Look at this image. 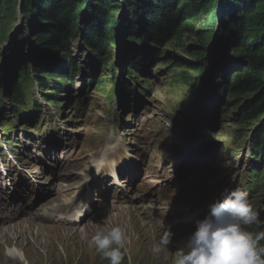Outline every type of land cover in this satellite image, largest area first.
Segmentation results:
<instances>
[{"label": "rangeland", "instance_id": "1", "mask_svg": "<svg viewBox=\"0 0 264 264\" xmlns=\"http://www.w3.org/2000/svg\"><path fill=\"white\" fill-rule=\"evenodd\" d=\"M23 1L25 4V0ZM119 1L120 0H116V3ZM215 1L216 5L213 6L214 13H212L211 16H209L208 13L204 14L198 18L199 20L193 23V25L190 27L191 30H185L182 36H180L175 41H169L160 50L154 49L150 45L144 46L141 42L144 39L141 37L143 35H138L134 38L129 36L127 30H133L134 27L137 29L141 28V26L144 27V24H147V21H130V23L125 21L123 19L124 16L122 12L126 11V9L122 7V2H119L121 6L120 9L113 10L111 12L107 11V13L110 12L112 16V25L114 23L111 32H109V30L106 31L107 38L110 36L109 39H116L114 40L113 44L110 45L111 51H108L106 47H100V44H96L93 47L104 49L109 53L110 58L108 61L110 62H108V64H111L113 67L116 65L117 68V88L120 87V79L124 78L130 84L132 91H134L129 96V98L125 99L124 105L127 107L126 111H123L120 107H118L117 101L111 102V111L108 110L109 101L105 99L103 95L91 90L89 91L81 85V83H84L85 80L90 79L89 73H93L96 69H105V78L109 77V69L105 68L103 65H96V56L94 54L96 51H94V48L93 53L89 51V53L84 55V51L88 46H86V44L81 41V39H76L73 40L72 43H69V46L66 47V50L63 52L62 56H68L72 61H75L79 64L77 76L73 86V95L83 99L87 92L92 93V107L91 115L87 119L88 123H85L83 120H81V122L77 124L78 127H84L79 132L76 129H65L62 126V123L57 121L58 125L60 126V130L55 131L57 132V135L59 134V136H61L62 141H80L86 134L85 139L91 138L97 144L100 142L104 143L107 139V133L99 126V124L105 122L110 123L113 120V115L120 114L121 120L126 123V126L122 129L124 131L123 133L121 131L115 132V135L121 139L120 153L122 154V151L127 152L129 154L128 160L130 161L133 159V156L130 155V153H132V146H138L147 151L146 153L149 155V159L151 157L159 158V164L155 167H150L156 183H159L161 179L166 177L174 178L173 174L177 171L178 167L177 165L167 167L170 163L163 160L166 151L164 149L165 144L176 146L175 152L178 153L177 164L182 163L184 166H187L188 169L192 164H202V169L200 167L196 168L199 171L206 170V168L210 170L212 165L215 166L212 167L211 175L204 180L209 183L207 185L208 188H212V185L216 184L219 186L218 192L214 195L213 204L217 202L216 198L221 196L224 191L228 190L230 192L233 190V188H236L234 187V184L237 181L244 183V181L247 179V174L244 172L248 164L250 167L254 166L255 168L264 167V161L261 162L258 160L255 162V159H251V154L246 146L245 151H243L244 154L241 157L240 151H238L236 155L224 154V147L230 144L233 133L238 128L236 123L239 119V116H236L237 112H234L236 110L233 111V109L235 107L238 109L240 105V101L233 102L231 99L229 100L228 97H226V87L230 84L234 75L237 74L239 70H241V65H237L241 62L237 59V57H234L232 54H230L229 49L227 48L229 42H226V40L231 37V31L230 33L225 32L227 35L224 38L223 35L218 36L221 24L220 19L222 18L221 4L223 0ZM88 3L89 2L87 1L84 6L88 5ZM146 3L149 4V0H146ZM17 4L18 14L16 15V7H14L13 3L11 8L14 7L15 9H10L11 13L8 11V8H6V11L5 8L0 11V34L3 35V37L0 36V92L6 90V86L8 85V82L5 80L6 78L4 76L5 72L10 75L12 70L20 69L21 73L25 71V69H23L25 59L23 62L17 61L21 58H24L21 55L24 48H28L26 51V58L28 61H30V65H28L29 67L31 66L34 59L38 58V62L40 58L39 50L35 46V36L38 35L37 32H41L44 29L37 30L35 32V30L37 28L40 29L39 27L41 26L36 25L37 21H35L33 18V9L30 8V6H26L29 11H24L22 0H18ZM206 8L208 9V7ZM201 10H204V8ZM247 12V16H249L253 11L248 10ZM240 18L241 14L238 15L237 19ZM252 19L255 21V24H260L262 22V20H257L258 18H255V16H253ZM106 21H108L107 18ZM182 21L183 20L180 21V24L178 25L179 27H181ZM45 28H49V26ZM256 28L257 27H255V25L253 27H246L243 36L245 35V37H247V34H250L248 36H254L253 34H256L258 41L255 45H258L259 43L261 44L263 38L261 35L258 36L257 32L253 33V31H251H255ZM123 30L126 36V41H124L122 46L118 36ZM82 31L83 30H81L80 33H82ZM200 32H203V36H206V40H208L207 45L204 48L200 47L201 45H199V41L196 39V36L200 35ZM241 33H243V31ZM222 39H224V47L227 49V51L218 50L217 53L221 56V61L219 59L220 63L225 62V60L227 61V66L225 68L227 69V72H229L230 77L226 83L224 79L221 80V75L219 78L216 77L215 79L213 76L214 74H211V72H215L217 70V68L213 65L214 62L212 59H209L207 63L208 68L203 71V65L200 63L202 59H198V54L194 55V53L199 52L201 57H208V55L210 57L211 54L207 50L210 48L213 49L216 47V45H219L220 42H222ZM106 43L107 40L103 44ZM115 45H117V48L113 49ZM263 47V44L262 47L259 46L258 51L262 53L261 48ZM90 50H92V48H90ZM112 52L116 55L112 54ZM132 52H140L141 55H131L130 53ZM156 53L160 54L161 59H158L153 55ZM138 56H141L142 58ZM63 60L64 59L60 57L61 62H56L58 64L55 63V67H60L61 72L63 71V73H66L64 71L65 67L62 65L64 62ZM87 61H89L91 65H87ZM142 61L149 66V69L144 68L143 72H138L137 76L139 79L138 82H135L137 79L135 77L130 78L128 75V72H130L129 67L131 65L133 69H136L138 66H140ZM164 63L171 64L164 65ZM176 65L184 66L185 68H181ZM233 67H235V70ZM56 68L52 71H56ZM230 68L234 70L235 74L233 76H231L232 74L229 71ZM178 72L184 73L183 75H186V80L192 84H195V82L199 80V83L202 84L201 88L194 91L192 90L193 86L187 87L183 83H173L174 74L176 75ZM220 73H222V71ZM146 80L151 81L152 90L144 92L143 88ZM201 80L202 83L200 82ZM211 84H213V88L219 89L222 92L221 94H223L221 98H223L224 102H221L220 106L216 104L220 101L219 94L217 95L216 91L214 92L211 90L210 93H214H212L210 96H207L206 94L208 89L205 91V86L211 87ZM96 87H98V85H96ZM109 90L110 85H107L105 92H108ZM192 91V98H194L196 101L195 103L193 102L196 106L195 115L194 111L189 112L188 110L190 105H192L189 100L192 96ZM45 97L48 98L46 95ZM201 97L202 100L200 99ZM37 98H41L39 93H37ZM211 98H215L216 100V102L211 101V105L215 110H212V112L206 114L207 107L205 106L208 104L207 100ZM56 99L59 100L60 98L58 97ZM63 99H65V97L62 95L61 100ZM202 101L203 105H201ZM229 101H231L230 106H228ZM226 102L228 104L225 105ZM45 107L51 109L52 111L55 110L49 106ZM2 108H8L7 102H2L1 109ZM69 109L66 111V114L69 112ZM185 109V113H190L191 120L183 116ZM214 112L215 115L211 116L213 121L206 124L202 118L204 119L205 116H208ZM233 112L234 114L232 115ZM130 114H132L133 117L128 120V115ZM224 115H227L229 118L224 119ZM66 116H70V114ZM176 120L180 124H178ZM75 122H79V120L73 121V124H75ZM260 123L254 122L248 128L244 126L242 128L243 132L241 134H245L248 136V138H250L251 132L261 126ZM106 130L108 129L106 128ZM192 133L195 134V141L202 142V140L207 139V135H209L212 137L213 142L211 145L207 142L204 143L199 149L200 153L194 152L195 154H193L194 140ZM243 140L244 139H242V141L240 140V143L242 142L241 145H245ZM22 142L23 144L20 145L21 147H26V149L33 148V143L29 142L27 139H23ZM246 142L248 141L246 140ZM215 144H217V146H214ZM205 146L210 147L205 148ZM150 147H153L154 150L150 151ZM22 150L23 149H21V151ZM24 154L25 151L23 150L22 155L18 157L19 159L17 162H10L8 164L5 163V167H2V164L0 163V188H2V186L16 184L20 185L26 181H30L38 189V193L37 196H32L31 200L29 201L27 212H31L33 207H35V210L38 212H45L55 206H61L62 208H60V211L65 212L67 209L64 208V205L67 203H62H64L67 199H75L78 197V188L81 184L87 180H91V183L93 184L100 183L97 179L98 177H101V174L96 176L91 172H84L83 170L86 168L82 166L85 163L94 164L93 162L95 161L97 154L90 158L88 157L82 159L79 158L82 153L76 151L77 155L72 158L73 160L67 163L66 166L63 165L60 168H54L55 171L52 175L42 172L35 164L30 162L24 163V160L21 159ZM109 163L107 167L102 168L98 166L100 171L103 170V176L105 177H110L112 175L113 160ZM132 163L134 169H138V163ZM50 166L51 163L48 164V167ZM156 167H159V169L156 170ZM10 170L12 171L9 172ZM193 173H195L193 168L184 171L186 182H188V184H190V182L193 184H200L202 182L201 177L197 179L196 177L198 174L193 175ZM226 173L228 177H223H227V179L222 177V175ZM217 178L220 180L219 183ZM220 178L223 179L221 180ZM119 180L124 187L117 191H115L117 187L113 186L114 181L111 179V177L110 180L100 183L99 186H92V189L89 191V199L85 201L87 204V210L86 214H84L80 221V226L78 228L66 227L73 223L75 217H71L69 220H64L62 224L49 225L48 227L52 229L54 234L52 232L50 234L41 233L39 235L40 237H38L37 232H35L36 239L34 240L37 241L38 245L37 243L33 242L31 235H28L29 232L31 234L33 231L48 227H42L43 225L38 224L34 226L32 225L33 222L27 218L14 223V228L11 226H0V233H14L19 230V226L20 229L23 230L21 231L22 233L17 237L13 236L11 233L10 239H13V241L10 240V246L7 244V240L3 239L2 235H0V238L3 239L0 240V242L4 244V247L0 249V264H3L4 256L9 258V255L12 253H17L21 256L23 255L22 257L24 260H27L25 263L17 264H108L107 260L101 259V256L96 251L95 247L90 244V240L97 231L106 232L116 226L124 229L127 237L125 247L122 249L124 257L122 264H176L181 252L186 251L188 237L192 232L195 231L196 228L193 226L180 225L177 219H172L171 224L166 223L165 217L167 215H176V213H179L180 211L177 208V204H171L173 200L166 201V208L162 210V216H159L158 214L156 215V212L153 208L146 209L147 204L145 200L138 199L137 184L132 185L128 179L123 180L120 175ZM220 182L225 185L222 184L220 186ZM105 183L109 186H105ZM153 184H155V182L152 183V185ZM162 186L165 187L166 183H162ZM105 187L109 188L106 190ZM56 188L58 190H56ZM184 188L186 189V187ZM19 189L20 186H17L13 188V191L19 198L22 196L26 197L21 199L19 202L22 207V201H26L28 199V195L25 194L26 189L21 194L18 192ZM97 189L98 191L96 192ZM110 189L114 190L111 191ZM105 190L107 192H105L103 195H100V192ZM176 193L177 192L174 191L173 194ZM1 196L0 210H11L12 213H9V215H13L14 211L11 207L12 205H10L8 194L4 192ZM182 197L183 194L178 196L177 201H179ZM36 198H40V202L38 204L36 203L37 206L35 203H33ZM77 200L81 201L79 197ZM249 200L255 206L253 209L259 213V219L264 221V187L257 191L256 195ZM134 201L135 204L133 203ZM128 202L130 204H128ZM256 202L257 205H255ZM110 206L114 207L111 211L112 213L107 210ZM21 207H17V212L20 211ZM118 208H120L123 215L120 214ZM37 216L38 215H35L31 219H35ZM26 221L30 225L27 224L24 227L22 223L24 224ZM168 227H170L171 231L174 233L172 244L167 247L161 246L159 252L154 251L153 249L158 244L164 232L166 231V228ZM247 230L256 234L264 233V224L260 225L259 227L255 225L249 226ZM259 243L264 245V238H262Z\"/></svg>", "mask_w": 264, "mask_h": 264}, {"label": "trees", "instance_id": "2", "mask_svg": "<svg viewBox=\"0 0 264 264\" xmlns=\"http://www.w3.org/2000/svg\"><path fill=\"white\" fill-rule=\"evenodd\" d=\"M87 1L89 2L88 5L84 6ZM119 2H122V7L126 9V11L122 12L125 21H128V23H130V21L137 22L139 20L147 21L144 27L141 26L139 29L134 27L133 30H127L129 36L134 38L138 35H143L141 36L144 38L141 41L143 45H150L157 50H160L169 41L177 40L182 36L185 30H191L190 27L193 23L199 20L198 18L204 14L208 13V15L211 16L212 13H214L213 6L216 5L215 0H149V4L146 3V0H120ZM119 2L116 3V0H25L24 4L22 0L24 11L28 12L29 10L26 6H30V8L33 9L32 12L34 11L33 18L37 21L36 25L41 26L39 27L40 29L37 28L35 32L44 29L41 32H37L38 35L35 36V46L39 50L40 58L38 62V58L34 59L29 67L30 61L26 58V51L28 48H24L21 54L24 58H18L19 60L17 61L23 62L25 59L23 64V69H25V71L21 73L20 69L12 70L10 75L5 72L4 76L8 85L6 86V90L2 91L4 98L13 105V107L20 109L24 105L28 92L32 89L33 77H36L40 85L43 86L45 84L43 77H48L52 73L50 72L51 70H48L52 69L51 66L54 65L55 62L51 63L49 57L57 59L56 62L58 63L61 62L60 57H62V59H64L62 63L63 67H65V69L68 67L74 69L75 64L71 58L62 56L66 47L69 46V43H72L73 40L81 39V41L88 46L85 49L86 53H89V51L93 53V46L96 44H100V47H106L108 51H111L110 45L113 44L116 38L109 39L110 36L107 38L106 31L109 30V32H111L114 26V23L112 25L113 21L110 12L121 8ZM12 3L14 7H16L15 15L18 14V0H0V11L4 8L6 11V8H8V11L11 13L10 9H15L14 7L11 8ZM205 6L208 7V9ZM202 8H204V10H201ZM248 10L253 11L249 16H247ZM107 11L110 12L107 13ZM221 14L222 18L220 19L221 24L218 36L223 35L224 38L227 35L225 32L230 33L231 31V37L227 39L228 41L226 40V42H229L227 48L230 54L237 57L241 62L237 64L238 66L241 65V70H239L237 74L234 73L235 67H233L234 70L230 68L229 71L232 74L231 76L235 75L230 84L226 87V97L233 102L240 101L238 109L237 107L233 109V111L236 110L234 112H237L236 116H239L236 123L238 127L236 129V138L243 139L246 137L245 134H241L244 126L248 128L254 122H262L260 123V127L251 132V149L254 158L264 161V47L261 48L262 53L258 51L259 46L262 47V44L264 46V0H223L221 4ZM239 14H241V18L237 19ZM253 16L258 18L257 20H262V22L260 24H255V21L252 19ZM106 18L108 21H106ZM181 20L183 21L181 27H179L178 25ZM254 25L257 28L255 31H251H253V33L257 32V35H261L263 38L261 44L259 43L258 45H255L258 41L256 34H253L254 36H248L250 34H247V37H245V35L243 36L245 28L248 26L253 27ZM48 26L49 28H45ZM81 30H83L82 33H80ZM242 31L243 33H241ZM199 34L200 35L196 36V39L199 41L200 47L204 48L208 40H206V36H203V32ZM0 36L3 37L1 34ZM118 37L121 38L123 42L126 41L124 30L121 31ZM106 40L107 43L103 44ZM221 41L222 42L213 49L210 48L207 50L211 54V58L209 55L208 57H201L199 52L194 53V55L198 54V59H202L200 63L203 65V71L208 68L207 63L209 59H212L214 64H220L219 59L221 61V56L217 51H227L224 47V39ZM116 47L117 45L114 46V48ZM90 48H92V50H90ZM94 51H96L94 54L96 56L97 65H110L109 67L114 69L111 64H108V62H110L108 61L110 58L108 52L98 47L94 48ZM112 54L115 55L113 52ZM130 54L141 55L140 52H132ZM153 55L161 59L160 54L156 53ZM226 62L225 60L215 72H211V74H214L213 76L215 79L216 77L219 78L221 75V80L224 79L225 83L230 77L229 72H227L225 68L227 66ZM167 64L171 63H164V65ZM176 66L185 68L184 66ZM135 71L136 70L132 68L130 72L133 74ZM221 71L222 73H220ZM183 74L184 73L180 72L176 75L174 74L173 83H183L187 87L193 86L192 90L194 91L201 88L202 84L199 83V80L196 81L195 84H192L186 80V75ZM200 82L202 83V80ZM99 86H101V84H98V87ZM211 90L214 92L216 91L217 95L219 94L220 103L218 102V106H220L221 102H224L223 98H221L223 96V94H221L222 92L219 89L213 88V84H211V87L208 88V92H206L207 96L214 93H210ZM191 95L189 100L191 104L194 105L195 99L192 100L193 91ZM56 97L57 96L54 95L52 98L55 99ZM202 97L200 98L201 100ZM214 102H216V100ZM211 103L212 102L208 104L209 106H205L207 107L206 113L215 110ZM226 104L228 103L226 102L225 105ZM201 105H203V101ZM230 105L231 101H229L228 106ZM195 110L196 107L193 109L191 108L189 112L194 111L195 115ZM185 112L186 109L184 110L183 116L191 120V116L188 115V112ZM212 115H215V112L212 113Z\"/></svg>", "mask_w": 264, "mask_h": 264}, {"label": "clouds", "instance_id": "3", "mask_svg": "<svg viewBox=\"0 0 264 264\" xmlns=\"http://www.w3.org/2000/svg\"><path fill=\"white\" fill-rule=\"evenodd\" d=\"M56 63V62H55ZM87 210L82 205L79 215ZM211 214L197 222L196 229L188 237L186 251L181 252L176 264H264V245L259 241L264 233L247 230L249 226H260L264 221L250 204L249 194L242 189L227 193L210 206ZM174 233L166 228L153 249L159 252L161 246L172 244ZM127 237L119 226L109 231H97L90 244L108 264H122Z\"/></svg>", "mask_w": 264, "mask_h": 264}, {"label": "bare ground", "instance_id": "4", "mask_svg": "<svg viewBox=\"0 0 264 264\" xmlns=\"http://www.w3.org/2000/svg\"><path fill=\"white\" fill-rule=\"evenodd\" d=\"M120 39V42H121V45L123 46V44H124V42H123V40L121 39V38H119ZM117 48V47H116ZM122 48V47H121ZM115 49V48H114ZM116 55V54H115ZM222 65V63H220V65L218 66V67H216L217 69L220 67ZM135 73H136V71H135ZM206 88V90L205 91H207V89L210 87V86H205ZM46 96H48V98L49 99H54V98H52L54 95H56L57 97L56 98H60L59 100H61L62 99V95L61 94H54V95H48V94H45ZM54 99V100H57V99ZM192 99H194V98H192ZM211 101H215V99H208L207 100V102H208V104L211 102ZM191 102V101H190ZM196 102V101H195ZM215 104V103H214ZM217 105H218V103H216ZM196 106L195 105H190V107H189V110L191 111V108L193 109V108H195ZM224 109V108H223ZM225 110V109H224ZM229 112V111H228ZM206 114H208V113H206ZM205 114V115H206ZM224 114V113H223ZM188 115L190 116V113H188ZM211 116H214V115H212V114H210V115H208V116H205V118L203 119L202 118V120L203 121H205V123L207 124V123H210V122H212L213 121V119H212V117ZM224 119H225V117H224ZM199 130V129H198ZM254 131H255V129H254ZM203 133V132H202ZM193 134V140H194V136H195V134L194 133H192ZM204 134V133H203ZM206 134V133H205ZM213 135V134H212ZM252 136V135H251ZM195 139H196V137H195ZM228 147V146H227ZM149 150L150 151H153L154 150V148L153 147H150L149 148ZM61 151H62V153L64 154V155H69L70 154V151H71V148H70V144L69 143H63V148L61 149ZM146 155H147V153H146ZM205 155V154H204ZM148 157H149V155H147ZM201 157H203V156H201ZM196 158H198V157H196ZM245 160V159H244ZM150 161H151V166L150 167H155V166H157L158 164H159V158H153V157H151L150 158ZM199 161H201V160H199ZM110 164V163H109ZM108 164V165H109ZM202 164H200V165H191V167L189 168V169H191V168H193V170H194V172H195V174H198V176L196 177L197 179L199 178V177H201V183H200V185H201V188H202V200H201V206H200V213L198 214V215H191L190 214V216H189V219L191 220L192 219V223L194 224V225H197V221H200V220H202V219H204L205 217H207V216H209L210 214H211V210H210V206L213 204V198H214V195L218 192V184H216V185H212V188H208L207 187V185L209 184V183H207V181H204L208 176H210L211 175V172H212V166H211V168H210V170L208 169V168H206V170H201V171H199V170H197L196 168H201L202 169V166H201ZM83 167H85L86 169L85 170H83L84 172H91V173H93V174H95L96 176H99V174H100V170H99V167L97 166V165H95V164H92V163H88V164H83L82 165ZM93 168V169H92ZM159 169V167H156V170H158ZM188 169V170H189ZM98 180V179H97ZM217 180H218V178H217ZM94 182V181H93ZM172 182V183H171ZM262 182H264V181H262ZM162 183H166V186L165 187H163L162 186ZM218 183H219V180H218ZM223 183L222 182H220V186L222 185ZM223 185H225V184H223ZM59 188V187H58ZM109 187H105V189L107 190ZM211 189V190H210ZM236 189H238V188H236ZM101 191L100 192V195H103L105 192H107V191ZM111 191L112 190H114V189H110ZM98 191V189L96 190V192ZM174 191L175 192H177L178 193V179H175V178H168V177H166V178H163V179H161L160 181H159V183H158V188H157V191H156V193L154 194V195H152L151 197H150V200H149V203H158V202H166V201H168V200H170L169 199V197L174 193ZM229 191L227 190V191H224V193L223 194H221V196H218L217 198H216V201L218 202V201H221L226 195H227V193H228ZM7 194H8V197H9V201H10V205H12L11 207H12V209H13V211H14V213H17V207L18 206H20L21 207V205H20V200L21 199H23V198H26V197H24V196H22V197H18L17 195H15L14 193H9V192H6ZM1 195H3V193L1 194L0 193V196ZM2 198V196L0 197V199ZM6 202V201H5ZM4 202V203H5ZM3 203V204H4ZM0 205H1V203H0ZM82 205H86V202L85 201H83V203H81L80 204V208L82 207ZM179 205V209H182V211H183V207L180 205V204H178ZM36 206H37V204H36ZM22 208V207H21ZM20 208V209H21ZM60 208H62L61 206L60 207H55V208H53V209H51L50 210V212H48L47 214H44V215H38L37 217H35V219H31L30 218V220H31V222H33L32 223V225H36V224H38V225H43L42 227H48L49 225H56V224H62L63 223V221L64 220H69L71 217H75L76 218V212L74 211V207H73V205L72 204H70V203H67L66 205H64V208H66L67 210H65V212H61L60 211ZM114 207H112V206H110L107 210L109 211V212H111L112 211V209H113ZM186 208V206H184V209ZM119 209V212H120V214H122V211L120 210V208H118ZM131 209V208H130ZM106 210V211H107ZM132 210V209H131ZM64 211V210H63ZM105 211V212H106ZM130 211V210H129ZM154 212V211H153ZM184 212V211H183ZM9 213H12V211L11 210H7V209H3V210H0V219H6L7 218V216H9ZM112 213V212H111ZM129 213V212H128ZM84 214H86V211L84 212ZM123 215V214H122ZM129 217V216H128ZM136 217V216H135ZM139 217V216H138ZM132 218V217H131ZM154 218V217H153ZM104 219V218H103ZM127 221V220H126ZM95 222V221H94ZM128 222V221H127ZM30 225L29 223H27V221L23 224L22 223V225L25 227V225ZM0 226H2V227H5V225H4V223H0ZM4 229V228H3ZM18 231H16V232H14V233H12L13 234V236H15V237H17L19 234H21L22 232L21 231H23L22 229H20V227H18ZM183 230V229H182ZM11 231V230H10ZM13 231V230H12ZM35 232H37V236L38 237H40L39 235L41 234V233H48V234H50L51 232H52V229L50 228V227H48V228H44V229H38V230H36V231H33L31 234H30V232H29V234L28 235H31V237H32V240H33V242H35V243H37V241H35L34 239H36V236H35ZM53 233V232H52ZM54 234V233H53ZM21 236V235H20ZM47 236V235H46ZM49 236V235H48ZM29 237V236H28ZM45 237V236H44ZM51 238V237H50ZM22 239V238H21ZM38 240V239H37ZM33 242H31V243H33ZM22 243V242H21ZM24 243V242H23ZM34 244V243H33ZM32 244V245H33ZM14 245V244H13ZM23 245V244H22ZM37 245H38V243H37ZM43 245V244H42ZM50 245V244H49ZM34 246V245H33ZM1 247L2 246H0V249H1ZM19 249V248H18ZM41 251V250H40ZM20 253V252H19ZM13 255L14 256H12V258H14V259H17V263H25L26 261L24 260V258L21 256V255H19V254H17V253H13ZM11 263H13V262H9V264H11Z\"/></svg>", "mask_w": 264, "mask_h": 264}, {"label": "water", "instance_id": "5", "mask_svg": "<svg viewBox=\"0 0 264 264\" xmlns=\"http://www.w3.org/2000/svg\"><path fill=\"white\" fill-rule=\"evenodd\" d=\"M49 61H50L51 63H53V62H56L57 59H54L53 57H49ZM213 65H214V67H218L220 64H213Z\"/></svg>", "mask_w": 264, "mask_h": 264}]
</instances>
